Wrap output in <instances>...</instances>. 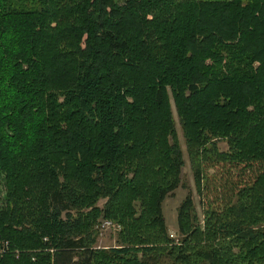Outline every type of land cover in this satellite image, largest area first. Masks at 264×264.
<instances>
[{"label": "trees", "instance_id": "trees-1", "mask_svg": "<svg viewBox=\"0 0 264 264\" xmlns=\"http://www.w3.org/2000/svg\"><path fill=\"white\" fill-rule=\"evenodd\" d=\"M172 107L199 195L206 146L248 170L179 245ZM0 174V264H264V0H0ZM98 219L151 247L94 249Z\"/></svg>", "mask_w": 264, "mask_h": 264}, {"label": "rangeland", "instance_id": "rangeland-1", "mask_svg": "<svg viewBox=\"0 0 264 264\" xmlns=\"http://www.w3.org/2000/svg\"><path fill=\"white\" fill-rule=\"evenodd\" d=\"M171 119L173 122V129L176 134V138L181 148L183 167L180 174V185L177 190L171 195H168L162 203V216L166 226V232L168 238L173 240L174 244H180L182 236L177 231V211L180 203L184 198L189 195L193 203V214L199 220V225L203 226V218L205 209L211 207L212 209L220 210L224 208V205L235 201L236 192L242 186L240 181L248 180L246 174L248 170L237 165L227 164L220 159L216 158L213 154L212 146H206L205 153H198L197 156L200 158V169L202 172L203 191L198 194V190L195 185L193 175V165L189 151L187 148L186 140L183 136V131L176 116L174 107H172ZM216 146L219 152L227 151V145L223 140L216 141ZM205 162H204V159ZM198 163L196 162L195 165ZM239 167V168H238ZM241 167V169H240ZM5 188L3 176L0 174V208L5 206L6 199L4 198ZM106 200H100L97 202L95 207L102 208ZM95 242L92 245L94 249L107 250L114 248H123L135 244L136 248L141 246L151 247L152 240H146L138 236L137 234H127L121 237L123 230L116 223L98 219L97 224L93 227ZM161 249H153L148 252L145 257L156 261L154 264H169L167 254L168 250H164L165 246L161 245ZM142 253L137 255V258H141ZM153 263L152 261L149 262Z\"/></svg>", "mask_w": 264, "mask_h": 264}]
</instances>
